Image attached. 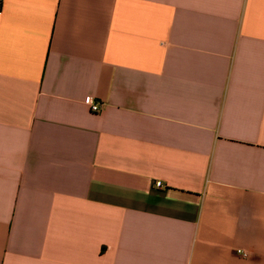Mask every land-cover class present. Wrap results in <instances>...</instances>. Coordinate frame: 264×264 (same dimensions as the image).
I'll use <instances>...</instances> for the list:
<instances>
[{"label":"crops","instance_id":"crops-1","mask_svg":"<svg viewBox=\"0 0 264 264\" xmlns=\"http://www.w3.org/2000/svg\"><path fill=\"white\" fill-rule=\"evenodd\" d=\"M0 264H264V0H2Z\"/></svg>","mask_w":264,"mask_h":264},{"label":"built area","instance_id":"built-area-1","mask_svg":"<svg viewBox=\"0 0 264 264\" xmlns=\"http://www.w3.org/2000/svg\"><path fill=\"white\" fill-rule=\"evenodd\" d=\"M0 5H2V0H0ZM87 103L94 112H99L102 109V103H98L92 97L87 99Z\"/></svg>","mask_w":264,"mask_h":264}]
</instances>
